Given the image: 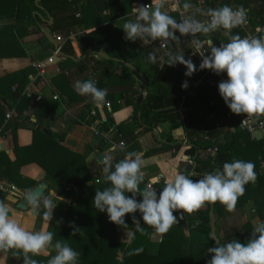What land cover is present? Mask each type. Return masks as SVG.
Here are the masks:
<instances>
[{
	"label": "trees",
	"instance_id": "1",
	"mask_svg": "<svg viewBox=\"0 0 264 264\" xmlns=\"http://www.w3.org/2000/svg\"><path fill=\"white\" fill-rule=\"evenodd\" d=\"M17 9H23L27 14L29 20L32 21V15L38 11V6L35 4L36 0H13ZM150 0H40V6L48 13L55 23L64 22L66 28H74L85 31L93 30V32H86L83 37H77L78 47L81 53L80 59L73 62L64 59L71 63L78 72H84L88 66H91L98 72V88L106 89L107 95L105 100L116 107L115 104L123 99V106L131 107L133 109L131 123L118 124L113 120L102 122L98 127L100 131H107L112 126L118 129L122 136L121 141L124 143L123 150L119 151V157L112 160L115 164L124 159L126 154L131 152L138 143V138L144 133L150 132L155 125L168 120L171 123L169 127V134L166 137V144L163 149H171L173 155L169 161L159 165L161 173V181L165 186L169 178H174L177 171H180L184 164V153L189 148H194L197 154L194 160V167L192 169L191 179L199 180L205 173L213 172L217 168H222L225 162H231L233 158L239 157V154L245 151L252 150L255 155V184L264 186V172L259 171V158L264 156V142L263 140L250 141L249 134L238 127V121L234 118L233 113L226 107L223 100L218 94L217 84L209 87L208 97H203L205 94V85L201 87L200 94L193 99H189L188 104L192 108L189 115V121L186 125V143H177L173 141L171 132L181 125L178 122V116L175 112V105L181 97L182 91L178 92L174 98L165 96L163 79L168 75L171 67L163 64L166 60V53L168 51L181 52L186 57L192 50L191 42L185 36L180 35L176 40H168V49L161 51L158 46L150 47L148 50L133 47V41H127L124 37L122 29H114L112 23L115 20L122 19L129 15L132 11V6L135 3L149 4ZM237 0H205L204 6L194 9L192 12L196 13L198 9L207 10L208 8H217L224 5L235 6ZM242 7L248 8L247 19L245 27H237L231 30L232 35H240L242 38L246 37L247 33H255L257 28L262 29L257 34V37L264 36V0H243L240 2ZM83 11L84 16L81 19H76L75 15ZM171 15L178 20L176 13ZM197 17L200 16L197 13ZM35 20V18H34ZM33 20V21H34ZM20 21V20H19ZM69 36L64 39V43L60 48V53L63 56L73 57L74 53L71 44L68 40ZM201 41L211 39L216 46L221 43L229 41V33L223 29L217 30L207 36L201 37L197 34L195 37ZM156 42H160L157 40ZM103 45L108 46V56L110 60H103L95 57ZM180 48V49H179ZM128 50H132L128 56L125 54ZM203 50H209L205 44ZM149 52L155 53L157 61L155 63H148L146 56ZM162 59V61H161ZM114 60L130 61L136 63L137 70L144 68V74L148 83H150L156 90V95H147L143 100L142 96L134 92L133 86L121 85V93L113 95L108 91L106 84L103 83L104 75L100 72V68L109 66H121L123 73L127 74L131 82H133L132 72L119 65ZM34 73L31 69H24L22 71L8 74L0 78V128L1 120L5 119L7 108L3 104L4 98L17 102V111L19 114L25 109V106L30 102L25 97H20L19 93L23 91L28 83V78ZM112 76L113 73L107 74ZM63 79L68 80L64 75ZM110 78V77H109ZM121 77H119L120 79ZM85 81V80H84ZM207 86V85H206ZM16 88V92L12 88ZM187 90V89H185ZM136 93V94H135ZM87 102H86V101ZM78 103L84 101L87 103L82 109L81 120L85 125L93 127L97 118L89 116L88 107L93 103L92 99H87L86 96H77ZM57 101L47 100L43 102L38 108L31 113L25 122L30 123L29 126L25 124L26 128L32 132V141L28 146L20 147L17 145L16 133L12 132L14 145L15 160L10 161L5 153L0 152V177L14 184V186L24 192L32 190L37 183L19 175L18 169L27 164L35 163L45 171L44 180L49 185V190L52 191L55 197L66 200L55 201L56 208L53 210V219L51 222L44 225L45 230L53 233V244L56 241L67 243L73 250L79 253L78 264H208L207 249L212 247L213 242L210 239L209 227V210L210 205L213 206L214 212L217 215H222L225 212L224 206L220 203H206L200 209L191 214H183V219L173 226L164 234L160 248L157 254L149 255L148 246L150 237L155 230L154 228L144 225L143 233L137 232L135 240L127 245L118 243L116 241V225L109 222L105 213L98 212L92 204L95 192L103 190L108 186L104 180L103 168L105 164H97L95 160V150L89 146L84 155H77L60 145L62 138L58 139L53 133L46 135L42 132L43 129L49 130L51 118L56 111ZM87 111V112H86ZM220 112H226L229 115L230 121H233L237 126V132L232 135L233 141L240 140V143L233 141L226 142L223 145H217L214 142H204L203 137L207 134L214 140L210 130L211 122L210 115ZM19 117V116H18ZM79 117V116H78ZM264 119V114L259 116ZM19 118H12L9 120L7 127H13V124ZM72 120L70 116L64 117V120L70 124ZM201 121L200 124L195 122ZM73 122V121H72ZM19 126V124H17ZM98 138V137H97ZM246 141L245 146L242 144ZM210 146H218L219 153L216 155V165L213 167L208 157H201L200 151ZM4 168L3 170L1 168ZM207 169V170H206ZM145 180L140 184V189L144 190ZM0 193L3 192L0 190ZM128 195H132L129 193ZM0 201L4 196H0ZM37 217L35 231H39L42 224L43 212L45 208ZM259 217L264 219V207L257 208ZM137 219L140 218L139 213H134ZM174 215H181L180 212ZM125 222L129 227H132V218L130 215L125 216ZM71 225V226H70ZM74 229L75 233H73ZM186 229L188 236L185 235ZM253 228L247 224L242 229L226 236L221 240V244L236 239L241 243H245L251 236ZM205 238L202 243L201 239ZM195 246L200 247L201 260L194 259L192 261V251ZM51 248V247H50ZM136 249H142L136 252ZM7 255L8 263L16 260L18 264H23V254L16 249L4 250L0 249ZM121 253V258L117 255ZM31 255V254H29ZM55 255V251L51 248L47 256L41 254L32 256L38 261V264H47L48 259ZM189 255V259H188Z\"/></svg>",
	"mask_w": 264,
	"mask_h": 264
},
{
	"label": "clouds",
	"instance_id": "2",
	"mask_svg": "<svg viewBox=\"0 0 264 264\" xmlns=\"http://www.w3.org/2000/svg\"><path fill=\"white\" fill-rule=\"evenodd\" d=\"M193 7L189 0H185L183 10L188 14L178 21L162 11L164 0H159L155 5L152 2L138 5L133 9L135 19L122 26L124 37L133 42L139 39L144 44L159 40L161 48L168 49L167 41L176 40V32L182 36L196 37L197 34L207 36L217 30H225L229 33V41L219 46L211 39L192 41L201 57L198 68L182 52L168 51L163 64L168 67L182 65L186 69V77L202 70L224 74L226 79L217 88L230 112L236 115L264 114V36L242 38L238 34H231L232 29L246 22L247 10L242 6L234 8L224 5L207 10L198 9L193 13L190 11ZM197 13L206 19H198ZM205 44L209 49L207 52L201 51ZM145 59L148 63L157 61L152 52ZM74 87L77 94L90 96L97 104L105 101L107 90L98 88L92 80L77 81ZM187 87V81L181 84L182 89ZM145 166L146 161L136 152L127 153L124 159L115 164L108 157L103 168L104 180L108 186L96 191L92 200L95 209L105 213L110 223L123 230L130 229L125 233L130 244L135 240L137 232L143 233L144 225L164 234L184 218V213L191 214L206 203L218 202L227 211H233L237 200L244 194L245 185L256 180L255 165L250 161L236 159L225 162L222 168L203 174L199 180H193L190 174L177 171L174 178H169L161 190H141L139 186L143 182L142 168ZM129 193L132 195H128ZM137 195L141 199L137 200ZM26 200L33 216L40 214L39 209L43 203L46 210L42 219L51 222L56 205L50 199L42 200V193L28 191ZM176 212L181 215H174ZM134 213H139L140 218L132 215ZM126 215L131 216L132 227L125 222ZM75 230L77 229L73 233ZM216 241L217 247L207 249L211 256L208 264H264V221L254 227L245 243L236 239L223 244ZM50 247L54 249L55 255L48 259L47 264H78L77 251L59 240L53 244L52 232L30 231L21 226L13 219L9 206L0 201V249H16L23 254V264H38L32 256L39 255ZM141 250L136 249V252Z\"/></svg>",
	"mask_w": 264,
	"mask_h": 264
},
{
	"label": "crops",
	"instance_id": "3",
	"mask_svg": "<svg viewBox=\"0 0 264 264\" xmlns=\"http://www.w3.org/2000/svg\"><path fill=\"white\" fill-rule=\"evenodd\" d=\"M151 2L153 5H155L159 2V0H150L149 4ZM36 5L39 9L37 12L35 11L33 13V19L31 21L29 20L27 14L23 9H17V7L14 5L13 0H0V78L8 74H13L22 71L27 68L34 71V73L28 78L27 87L33 86L35 87L34 91L39 90L41 96L43 97L44 103L47 100H51V98L54 96L58 98V101L56 102V111L51 118V123L49 127L50 131H47L46 129L43 130L56 135V141L62 138L60 145L74 154L84 155L87 148L91 146L95 150V160L99 165L105 164V161L108 157H111L112 160L118 158L119 151L113 145L102 143L100 139L97 138L96 132L100 124L108 120H113L116 125H130L131 123L129 122L132 118L133 109L131 107L123 106L124 98L120 99L115 104L116 107L113 108L112 105H110L109 109H103L98 113V124L95 123L93 127L87 126L81 120V116L83 115L82 109L85 107V105H87V103H85L84 101L78 103L77 96L81 95L77 94L74 86L77 81L88 80L87 71L89 70L90 66H88V68L84 72L80 73L71 63H68L64 60H70L68 56H60L59 58L53 60L52 63L46 64L47 67L45 68L42 77L36 76L34 65L36 63L46 62L47 59L53 56L52 52L55 50L53 46L46 40L43 34V29L48 28L54 40L58 36L62 39H66L70 35V33L76 34L80 32L78 29H75V27L72 29H67L64 22L55 23L54 19L48 13L45 12V10L40 6L39 2ZM138 5L140 4H133L131 13L122 19L115 20L112 23V27L114 29H122V26L125 22L129 20H134L133 9ZM194 5L195 4H193V6ZM196 6L197 5H195L194 7ZM169 8L170 4L168 3V0H164V8L162 9V11H165L166 13H173L170 11ZM196 8L199 7L197 6ZM83 16V11H81V17ZM48 17L51 19L50 21L47 19ZM88 32L91 33L93 32V30H90ZM179 35V32H176L177 38ZM69 42L74 53L73 57L77 61L81 57L77 40L69 39ZM134 43L135 45H133V47L148 50L150 47L153 46L159 47V43H161V41H151L148 44H144L142 41L137 39ZM62 45L63 43L58 44L60 48ZM102 49L103 53L108 56V46L103 45L100 50ZM186 49L187 48L181 50V52L186 51ZM132 52L133 49H127V52L125 54L128 56V54H131ZM194 53L195 52L191 50L185 58H191L192 62L198 68L199 64L201 63V60L197 53L196 55ZM95 57H97V55ZM124 62L134 63L130 61ZM134 64L136 68V63ZM56 71L59 72V74H56ZM137 71L147 82L148 88L146 97L149 94L156 95V90L150 83H148L146 79V76L143 72L144 68L141 67V70ZM62 72L69 73L70 76L66 77L68 80L62 78ZM100 72L104 75L103 83L106 84L107 89L108 91H110L111 94L117 96L119 95V93H121V85H129L133 86L132 90L134 92H138L137 94L141 95L143 99L142 87L140 86V83L136 82L133 78L134 73L132 71V78L134 80L133 82H131L127 74L123 73L121 66L115 67L105 65L100 68ZM111 72L113 73V75L108 76L107 74H111ZM185 72L186 69L182 65H176L174 67H171L168 75L163 79V81H161V84H163L162 91L165 93V96H170V98H174V96H176L179 91L181 92L185 90L181 88V84L185 81H187L188 83V87L186 88L188 89L191 86L192 81L197 80L204 75L205 70L196 71L191 77H186L184 75ZM119 77L121 78L119 79ZM215 84V80L208 79L205 83V94H202V96L205 98L208 97L209 87H212ZM146 97L143 100H145ZM43 102L34 103L30 101L27 103L25 109L21 112V114H19L17 111L18 103L13 102L10 99L4 98L3 104L6 106L7 112L14 111L13 118H19L16 123L13 124L12 128L7 127L9 123L8 121H6L5 119L1 120L0 152L5 153V155L10 161L15 160V143L13 141L11 131H14L16 133L15 142L18 146L23 147L30 145L32 141V132L29 130V128H26V126H24L25 124L29 126L30 123H27L24 120L25 118H28L31 113L35 111L38 106L41 105ZM89 109L90 107H88L87 111H89ZM66 113H69L71 116L72 120L69 119V121H71L70 124H68L64 120ZM262 115L263 114H261V116ZM209 119L212 128L210 132L212 133L211 135L215 137L214 141L217 143V145H223L226 142L228 143L233 141L232 135L238 131V128L233 121H230L229 115L226 114V112H220L218 114L213 113L210 115ZM195 123L200 124V127H202V123L200 120ZM17 124H19V126H17ZM170 125L171 123L168 122V120H163V122L155 125V128H153L150 132L144 133L139 136L137 141L138 143L136 144L135 148L131 150V152L141 154L142 158L146 161V166L142 168V172L145 175L146 180L148 181L155 182V180L161 178L159 165L169 161L173 155V151L171 149H163V146L166 144V137L169 134L168 129ZM171 137L173 141L185 145L186 128L182 126L178 127L177 129L171 132ZM249 139L250 141H258L261 138L257 134L254 136H249ZM233 142L240 143V140H236ZM245 143L246 141H244L242 147L245 146ZM255 155L256 153H254L253 150L251 153L249 151H245L240 153L238 158H233V160L240 159L244 161H250L255 165ZM100 156H103L102 162L98 161V157ZM200 156L206 157L202 151H200ZM184 159V164L193 163L192 160L188 157L184 156ZM1 169L3 170L4 168L2 167ZM259 172L262 173L261 171ZM18 173L21 177L36 182L37 186L39 184H44L47 186L46 191L42 195V200L43 198H48L53 203L55 201L67 202L66 200H61L55 197L54 193L49 190V185L44 180L45 171L40 168V166H38L37 164L27 163L18 169ZM0 187V189H3V193H0V196H4V199L2 201L9 206L13 219L17 220V222L20 223L21 226L25 227L26 229L30 231H35L38 215H31V208L27 212L19 211L16 209L17 203L23 199L27 192L17 189L14 184L2 177H0ZM136 199L139 200L141 199V197L137 195ZM260 207H264V186H260V184H255V182L245 185L244 194L237 200L235 209L233 211H227L224 206V214L218 215L217 217L215 226L216 236L219 241L221 242V240L224 239L226 236L242 229L247 224H249L254 229V227L259 222L264 221V219L259 217L257 211V208L259 209ZM40 208H44L43 203H41ZM47 223L48 222L43 220V224L39 231H44V225ZM129 230L130 229L123 230L121 227L116 226V241L118 243L127 245L129 242L125 238V233H127ZM187 231L188 230L186 229V236H188ZM161 240L162 234L154 230L150 237V242L148 246L149 255H155L158 253ZM201 241L202 243L205 242V238H202ZM50 250L51 248L47 249L46 251L42 252L41 255L47 256L50 253ZM200 250V247L195 246L192 251L193 254L191 255L192 261L194 259L201 260ZM121 255V253H118L117 258L120 259ZM0 264H18V262L14 260L13 262L8 263L7 255L4 252L0 251Z\"/></svg>",
	"mask_w": 264,
	"mask_h": 264
},
{
	"label": "built area",
	"instance_id": "4",
	"mask_svg": "<svg viewBox=\"0 0 264 264\" xmlns=\"http://www.w3.org/2000/svg\"><path fill=\"white\" fill-rule=\"evenodd\" d=\"M69 3L71 2V0H67ZM185 2V0H168V3L170 4V11L173 13H176L178 15V21L183 19L184 16H186L188 13H185L183 10V3ZM190 3L197 5L199 8L204 6L205 0H189ZM234 7V6H232ZM235 8V7H234ZM193 11V10H192ZM191 11V12H192ZM76 19H81V13L78 12L75 15ZM134 19H135V14H134ZM239 27L244 28L245 27V23L240 25ZM262 31V29L257 28L255 30V33H247L246 37L248 38H253V37H257V34ZM88 32L85 30H80V32L74 34V33H70L69 35V39H75L79 36V37H83L84 34ZM186 38H188L191 42L192 45V50L197 53V55L199 56L200 60V54L197 52L194 44L192 43V41L194 39H196L193 36H185ZM56 42L58 44H62L64 43V39H62L61 37H56L55 38ZM161 43H159V49L161 51H164V48H161ZM201 51L206 52L205 50H203V48L201 49ZM52 57H50L49 59H47L46 62L44 63H36L34 65V69L36 72V76L42 77L45 71V68L47 67L46 64H50L53 62V60L57 59L60 57V47H58L57 49H55L52 52ZM89 71V72H88ZM87 71V78L88 80H92L96 83V86L98 87V72H96L91 66L89 68V70ZM57 72V71H56ZM56 74H59V72H57ZM62 74L65 77H69V73L68 72H62ZM215 80L216 84L218 85L221 81H223L224 79H226L224 74H216L214 72H212L211 70H205V73L203 76H201L199 79L194 80L191 82V86L187 89V90H183L181 97L179 98L178 102L176 103L174 109L175 112L178 116V122L182 127H186L188 121H189V115L192 111V108L189 106L188 101L189 99H193L196 96H198L200 94V90L201 87L203 85H205L207 80ZM32 82V81H31ZM33 85V83H32ZM35 87L33 86H29L27 87V85L25 86V88L23 89L22 92L19 93L20 97H25L26 99H28L31 102L34 103H41L43 102V97L41 96L39 90L34 91ZM13 92H16V88L13 87L12 88ZM87 99H91L90 96H86ZM52 99L54 101H58L57 97H52ZM110 108V103L108 101H104L101 104H97L93 101V103L90 106L89 109V116L93 117V118H97V115L100 111H102L103 109H109ZM67 116H70L69 113L65 114V118ZM234 118L238 121V127L247 132L250 136H254V135H259L260 136V140H263L264 142V119H261L260 113H245V114H241V115H236L233 114ZM14 117V111H9L6 113L5 115V120L9 121ZM71 117V116H70ZM98 119V118H97ZM98 121H96L95 123H97ZM98 124V123H97ZM100 124V123H99ZM96 136L100 139V141L104 144H109V145H113L118 151L123 150L124 148V143L121 141L122 136L119 134L118 130L116 129L115 126H112L109 130L107 131H100L97 129L96 132ZM203 141L204 142H214L213 139H211L210 135L207 134L203 137ZM203 154L208 157L211 161V165L213 167H215V163H216V155L219 153V148L218 146H210L205 148L204 150H202ZM259 170L261 172H264V156L260 157L259 159ZM203 176V175H202ZM145 183H144V190L145 189H156L157 191L161 190L164 185L162 184L161 178L155 180V182L152 181H148L144 178ZM1 188V187H0ZM14 189V188H13ZM1 191L3 189H0Z\"/></svg>",
	"mask_w": 264,
	"mask_h": 264
},
{
	"label": "water",
	"instance_id": "5",
	"mask_svg": "<svg viewBox=\"0 0 264 264\" xmlns=\"http://www.w3.org/2000/svg\"><path fill=\"white\" fill-rule=\"evenodd\" d=\"M40 0H37L35 3L38 4ZM49 21L51 20L49 17L47 18ZM43 34L46 38V40L53 46L54 49H57L58 43L56 42V40L53 39L52 34L50 33L49 29H43ZM61 57H64L61 53H60ZM97 57L100 59H105V60H110V58L103 53V49L100 50L97 54ZM71 61H75L76 59L74 57H68ZM116 63H119L123 66H125L127 69L131 70L134 73L133 78L135 79L136 82L140 83V86L142 87L143 90V99L146 97L147 94V82L146 80L142 77V75L136 70L135 68V64L134 63H126L124 61L121 60H114ZM42 132L46 135H49L48 132H46L45 130H42ZM185 157H188L192 160V162L194 163V160L197 157V154L195 153L194 148H189L185 153H184ZM103 160V156L98 157V161L102 162ZM183 164L181 167L180 172H184L186 175L190 174V177L192 176V169L194 167V164ZM47 186L44 184H39L38 186H36L35 188H33L30 191L33 192H40L42 193V195L44 194V192L46 191ZM30 205L27 203L26 200V195L23 197V199L21 201H19L16 205V209L19 211H23V212H27L30 209ZM218 215L214 212L213 206L210 205V210H209V227H210V239L213 242L212 247H217L218 243L216 240H219L216 236V220H217ZM207 258L210 259L211 256L208 254L207 252Z\"/></svg>",
	"mask_w": 264,
	"mask_h": 264
},
{
	"label": "rangeland",
	"instance_id": "6",
	"mask_svg": "<svg viewBox=\"0 0 264 264\" xmlns=\"http://www.w3.org/2000/svg\"><path fill=\"white\" fill-rule=\"evenodd\" d=\"M241 1H243V0H237V3L235 4V6H242L241 4H240V2ZM195 6V5H194ZM197 7V6H196ZM196 7H193V9H191L190 11H192V10H194ZM246 10H248V8H245ZM198 19H201V20H203V19H206V18H199V17H197ZM204 35H201V37H203ZM135 42V41H134ZM133 42V45H135V43ZM132 45V46H133ZM195 55H196V53H194ZM42 208H40L39 209V211L41 212L42 210H41Z\"/></svg>",
	"mask_w": 264,
	"mask_h": 264
}]
</instances>
